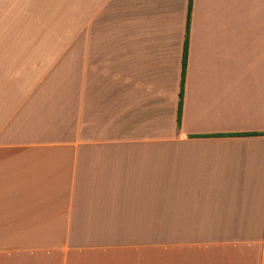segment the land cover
<instances>
[{
  "label": "crops",
  "instance_id": "0c3cea01",
  "mask_svg": "<svg viewBox=\"0 0 264 264\" xmlns=\"http://www.w3.org/2000/svg\"><path fill=\"white\" fill-rule=\"evenodd\" d=\"M0 264H264V0H0Z\"/></svg>",
  "mask_w": 264,
  "mask_h": 264
},
{
  "label": "trees",
  "instance_id": "16d2710c",
  "mask_svg": "<svg viewBox=\"0 0 264 264\" xmlns=\"http://www.w3.org/2000/svg\"><path fill=\"white\" fill-rule=\"evenodd\" d=\"M187 42V38H186ZM185 42V47H184V52H183V58H182V79H181V91H180V98H179V103H178V125L180 123V115H181V107H182V96H183V85H184V77H185V68H186V54H187V45ZM249 135H254V134H249Z\"/></svg>",
  "mask_w": 264,
  "mask_h": 264
}]
</instances>
